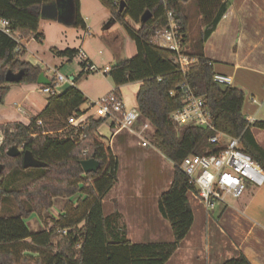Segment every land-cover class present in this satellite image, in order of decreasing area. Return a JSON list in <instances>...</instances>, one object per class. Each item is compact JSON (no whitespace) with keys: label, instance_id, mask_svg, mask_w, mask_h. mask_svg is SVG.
Masks as SVG:
<instances>
[{"label":"trees","instance_id":"obj_1","mask_svg":"<svg viewBox=\"0 0 264 264\" xmlns=\"http://www.w3.org/2000/svg\"><path fill=\"white\" fill-rule=\"evenodd\" d=\"M56 0H0V19L9 21L8 29L23 41L33 38L40 41L38 32L41 6ZM74 14L71 25L86 29L79 14V0H71ZM99 0L109 10L111 23L118 24L135 45V54L110 66L109 75L115 91L128 83L139 82L135 93V106L139 111L137 124L148 122L152 127L151 144L173 164L172 181L158 198V211L168 221L173 241L168 243H133L126 238L120 225L118 212L105 214L104 199L117 181L118 161L108 142L98 135L103 117L88 116L82 127L76 129L68 123L72 115L84 110L83 93L75 86L61 94H48L46 105L28 123L7 122L0 125V202L10 198L16 206V214L0 215V264H13L18 259L17 248L41 251L40 264H165L184 239L193 222L189 203V191L195 190L181 171V161L189 155L216 153L223 145L212 144L208 138L220 132L240 140L241 148L248 153L264 172V148L256 141L252 128L264 129V120L249 124L242 113L244 91L235 86L220 84L213 79V66L205 57L203 45L226 11L228 0H196L198 31L192 33L189 16L185 11L188 0H169V8L178 22L180 53L195 61L185 72L174 61L175 52L152 43L155 31L166 25L165 7L162 0ZM144 10L151 17L144 23L139 19ZM131 23L138 24L135 28ZM18 42L0 30V103L11 85L36 83L38 66L22 59L24 48L17 52ZM60 57L72 59L75 48L59 50L51 48ZM8 70H23L18 83L5 81ZM188 85L201 97L211 115L215 128L196 124L178 126L170 114L183 106L179 87ZM173 92V94H171ZM41 119L43 126L37 127ZM44 131L45 133H42ZM33 136L34 134H36ZM16 145L29 150L45 164L44 167H22V157L8 156L7 150ZM83 152H86L83 155ZM94 157L99 162L96 172L84 173L80 162ZM34 174L35 177L19 189L11 188L4 178L15 170ZM77 196L75 210L82 208L80 218L61 212L49 220L51 226L31 232L25 219L32 212L40 218L42 211L53 205V198ZM25 202L32 205L27 209ZM221 264H251L239 254Z\"/></svg>","mask_w":264,"mask_h":264},{"label":"crops","instance_id":"obj_2","mask_svg":"<svg viewBox=\"0 0 264 264\" xmlns=\"http://www.w3.org/2000/svg\"><path fill=\"white\" fill-rule=\"evenodd\" d=\"M81 7V0H79V14L82 19L84 18L86 28L89 29L87 23L89 20L86 16H82ZM110 19L111 17L107 21L108 27L110 24L116 25L111 23ZM41 20L55 21L42 18ZM38 30L44 38L40 27ZM29 40L34 39L23 42L25 51L23 58L34 66L42 68L43 62L37 59L32 61L27 56ZM120 46L116 48L117 53ZM65 48L76 49L70 46ZM203 52L212 64L215 74L227 76L231 80V86H239L243 88V91L253 93V90H256L257 80L260 79L264 83V0H228L225 13L203 45ZM85 53L94 63L92 57ZM47 77H50L49 74ZM69 78L72 79V86H74V78L72 76ZM39 87L36 83L11 85L4 99L10 101L13 96L11 103L15 106L13 109L20 114L19 116L35 115L47 103V95L40 92ZM69 87L71 85H64L62 92ZM118 89L122 97L120 87ZM38 93L43 94L44 98ZM16 105H19V109ZM133 106L135 103L130 107ZM248 110L249 107L244 106L242 113L247 116L254 115L256 112L255 110L249 113ZM92 112L93 110H88L89 114ZM0 118L2 121H23L16 116ZM256 118L264 119V117ZM104 119V123L98 128V135L109 143L111 149L114 147L118 150L117 154L113 153L117 157L118 169L120 164L118 153L120 152H123L126 163L133 158L144 159L146 162L155 160L157 154L155 152L158 151L151 149L153 151L143 152L148 146L142 147L138 142L136 146L133 145L128 136L120 135L122 131L114 134L113 123L110 119ZM102 126L106 128L107 133L102 131ZM251 130L257 143L264 148V135L259 132L260 128L253 127ZM1 139L0 132V141ZM153 170L156 171L157 168ZM158 172L162 171H156L152 178L143 180L142 187L136 188L135 185L129 187L128 181L118 180L117 170V181L103 201L105 214L118 212L121 215L120 225L125 229L126 238L133 243L173 241L169 223L158 211V198L170 185L172 172L170 176H160ZM189 203L193 213L192 225L165 264H221L239 254H243L251 264H264V183L260 186L248 183L240 197L230 198L227 204H219L210 211H206L190 195Z\"/></svg>","mask_w":264,"mask_h":264},{"label":"rangeland","instance_id":"obj_3","mask_svg":"<svg viewBox=\"0 0 264 264\" xmlns=\"http://www.w3.org/2000/svg\"><path fill=\"white\" fill-rule=\"evenodd\" d=\"M81 6L82 16H86L89 20L87 21L89 29L65 25L55 21L41 20L39 23L40 32H43L45 37L40 41L29 40L27 43V56L30 57V60L32 61L37 59L40 60V62H43L46 66L55 67L65 76H72L74 78V86L82 91L86 98V101L81 105L82 109H86L89 107L90 101L97 99L101 95L115 88L109 75L107 73L83 72L82 69H80L76 57L67 60V57H60L53 53L51 48L61 49L67 46L76 47L78 50L81 49L82 51L87 52V54L92 57L95 65L99 68H103L104 66H110L118 61L132 57L135 52V45L118 24H110L108 27L107 21L111 15L109 10L101 5L99 0H81ZM185 11L189 16L192 33L196 35L198 31V8L196 0H188L185 4ZM104 18L107 19L104 20ZM131 24L135 28L138 27V24ZM119 46V52L117 53L118 50H116V48ZM22 59H24L23 55ZM44 64H41V67L44 66ZM40 69L42 70V68ZM48 74L49 73H45L46 76ZM138 86L137 82L119 86L122 93L123 103L124 105L126 104V107H130L135 103V93ZM241 89L243 90V88ZM255 89L256 90H253V93H249L247 90L244 91V103L242 109H244V106L249 107V113H253L256 110L254 115L260 118L264 117V83H262L260 79L255 82ZM38 94L40 97L44 98L43 94ZM251 98H254L258 105L252 103ZM12 99L13 96H11L10 101H5L4 99V101L0 103V117L16 116L23 120L21 121L22 123H26L33 115L19 116L20 114L13 109L15 106L11 103ZM7 122L10 121H2L0 118V125ZM137 126H139V124H137ZM105 127L102 126L101 129L104 133H107ZM152 130L153 129L147 131L146 136H148L149 142L151 141L150 136ZM259 132L264 135V129H260ZM120 135L128 136V139H130L132 144L135 146L137 145V138L128 133L127 130H123ZM112 149L113 153L117 154L118 150L114 147ZM151 149L158 151L150 142V145L147 149H144L143 152L146 153L148 151H153ZM158 152H155L157 153L155 155V160L146 162L144 159L131 157L133 159H129L127 163L125 162L123 152L118 153L120 163L118 180L122 179L123 181H128L127 183L131 185H129V187L135 185V187L138 188L142 187L143 180L152 178L154 173L158 170L162 171L158 172L160 173V176H170L173 169L172 163L164 155ZM154 168H157V170L154 171ZM34 177V174L19 169L10 172L4 180L11 188L19 189L24 184L30 182ZM105 198H107V195ZM228 200H230V198H228ZM52 201V207L48 210L42 211L41 218L35 212H32L29 217L24 220L31 232H36L44 228L46 222L47 228L50 227L51 224L49 220L53 217L56 218L61 212L70 213V216H73L74 218L81 217L82 208H80V210H75L77 202L76 195L71 199H67L66 197H55ZM25 206L27 209H33L32 205L27 202H25ZM15 214L16 206L13 200L10 198H3L0 202V215L12 216ZM23 245L24 244L17 246L19 250L23 251L18 253L19 257L13 262V264H40L37 259L39 256L43 255L42 252H35L32 248H24Z\"/></svg>","mask_w":264,"mask_h":264},{"label":"built area","instance_id":"obj_4","mask_svg":"<svg viewBox=\"0 0 264 264\" xmlns=\"http://www.w3.org/2000/svg\"><path fill=\"white\" fill-rule=\"evenodd\" d=\"M162 1L165 7L166 25L155 31L151 41L158 47L175 52L174 61L185 72L188 65L193 63L195 59H190L180 53L181 42L178 22L174 18L173 11L169 8L170 1ZM8 27L9 21L0 19V30L12 36L18 42L19 46L16 51L20 52L24 48V41L18 34L11 32ZM74 57H76L83 72L107 73L110 69V66L99 68L81 49ZM42 70L44 74L49 73L50 76L48 77L50 84H39V91L46 95L61 94L64 85H73L72 79L53 67L44 65ZM213 79L220 84H231L229 77L220 74H214ZM179 90L183 96V106L170 114L171 120L178 126L196 124L215 130L211 115L204 106L203 99L196 96L186 84L180 85ZM251 101L258 105L254 98H251ZM16 107L19 109V105H16ZM88 110H93V112L89 114ZM88 110H84L79 115L70 116L68 123L76 129H80L88 116L104 117L110 119L113 123L114 134L127 130L128 133L137 138L140 146L147 147L150 145L149 138L146 135L147 131L152 129L151 125L144 122L137 126L138 109L136 106L126 107L121 95L116 93L115 88L90 101ZM246 120L249 124H252L259 119L254 115H247ZM36 126H43L41 119L36 121ZM41 132L45 133L44 131ZM35 135L37 133L33 136ZM208 142L212 144L220 143L223 148L216 153L186 156L179 165L181 171L187 176L188 183L195 188V190L189 191V195L196 199L206 211L214 209L219 204H227L228 198L240 197L248 183L254 186H260L264 183V172L261 166L241 148L239 138L215 132L214 135L208 138ZM85 154L86 152H83V155Z\"/></svg>","mask_w":264,"mask_h":264},{"label":"water","instance_id":"obj_5","mask_svg":"<svg viewBox=\"0 0 264 264\" xmlns=\"http://www.w3.org/2000/svg\"><path fill=\"white\" fill-rule=\"evenodd\" d=\"M124 0L119 1V11L124 9ZM74 10L71 0H56L51 3H47L41 6L40 15L42 19H51L65 25H71V19L73 17ZM151 17V13L148 10H144L140 16V23H144L148 18ZM5 81L8 83H18L23 77V70L12 71L8 70L5 73ZM36 84L48 85L50 79L41 71L37 77ZM7 155L14 157L21 155L22 167L27 168H38L44 167L45 164L37 160L29 150H22L18 146L13 145L7 150ZM81 168L84 173L96 172L99 167V162L94 158L83 159L80 162ZM1 169V166H0Z\"/></svg>","mask_w":264,"mask_h":264}]
</instances>
